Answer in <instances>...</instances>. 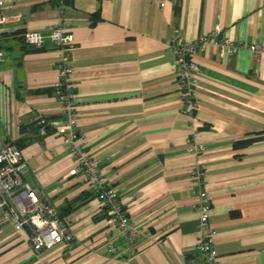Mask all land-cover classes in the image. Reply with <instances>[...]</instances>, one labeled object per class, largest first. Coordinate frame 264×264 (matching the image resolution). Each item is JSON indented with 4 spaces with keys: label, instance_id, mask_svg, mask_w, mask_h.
Segmentation results:
<instances>
[{
    "label": "crops",
    "instance_id": "1",
    "mask_svg": "<svg viewBox=\"0 0 264 264\" xmlns=\"http://www.w3.org/2000/svg\"><path fill=\"white\" fill-rule=\"evenodd\" d=\"M4 0L0 27V144L26 164L23 180L58 212L66 237L33 252L0 212V264H205L190 181L188 118L173 87L170 36L186 41L219 26L245 45L264 43V0ZM72 34L78 142L98 162L128 222L149 233L127 253L100 200L78 180L61 138L41 136L34 120L60 119L51 93L56 58L50 46H25L28 31L46 36L59 21ZM196 141L202 155L214 230L215 264H262L264 250V56L219 57L209 44L194 59ZM261 134V135H260ZM254 138L251 145L238 146ZM86 198V199H85ZM71 204L74 208L66 211ZM109 245L115 252H110Z\"/></svg>",
    "mask_w": 264,
    "mask_h": 264
},
{
    "label": "built area",
    "instance_id": "2",
    "mask_svg": "<svg viewBox=\"0 0 264 264\" xmlns=\"http://www.w3.org/2000/svg\"><path fill=\"white\" fill-rule=\"evenodd\" d=\"M3 6L4 0H0V27L7 21L3 15ZM65 24L66 21H59L46 36L35 31H28L23 36L25 46L33 49L50 46L56 58L57 74L52 90L60 104V120L49 121L38 116L35 119L36 125L39 126L38 133L45 136L46 128H48L61 138L68 155L72 158L73 165L60 175L59 180L64 183L78 180L100 200L102 212L114 223L122 237L123 247L130 254L135 250V240L149 239V233L128 222L108 176L101 172L98 162L93 160L78 142L74 111L76 95L68 80L73 71L71 65L73 37L66 30ZM209 44L217 48L219 57H229L243 50L249 52L254 59H260L264 56V43L245 45L242 42L230 40L221 34L219 26H214L209 33L198 36L194 41H186L177 30L171 31L169 45L175 70L173 87L178 94L181 112L188 118L190 134L187 152L194 159L189 175L196 198L194 211L198 217L199 237L196 249L205 264H215L217 254L212 249L211 242L214 230L209 226L210 199L205 188L206 174L202 163V155L206 148L196 141L201 123L194 115L197 106L195 75L198 72L194 59ZM3 60V53L0 50V63ZM25 173L26 164L21 152L13 145L0 144L2 219L11 224L14 232L23 234L31 251H49L64 242L66 233L56 209L23 180ZM109 250L116 251L110 245ZM260 256L264 264V250L260 252Z\"/></svg>",
    "mask_w": 264,
    "mask_h": 264
},
{
    "label": "trees",
    "instance_id": "3",
    "mask_svg": "<svg viewBox=\"0 0 264 264\" xmlns=\"http://www.w3.org/2000/svg\"><path fill=\"white\" fill-rule=\"evenodd\" d=\"M55 3L59 4V5H64V4H67V3H70L71 0H53ZM179 3H180V0H176V2L174 3V10H177L178 11V7H179ZM51 93L53 94V90H51ZM60 120V119H59ZM34 125L37 127V129L39 130V126L36 125V120H34ZM37 130V131H38ZM50 133V130H48V128H46V132H45V135L49 134ZM261 135V134H260ZM262 139H259V138H254L252 140H248L246 142H239L237 145L238 146H242V147H245V146H248V145H251L253 143H256L258 141H261ZM86 199V198H85ZM74 208L71 204L67 205L66 206V211H70V209ZM58 217L60 218L61 215L58 214Z\"/></svg>",
    "mask_w": 264,
    "mask_h": 264
}]
</instances>
